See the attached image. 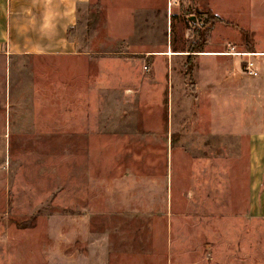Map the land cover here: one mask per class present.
I'll list each match as a JSON object with an SVG mask.
<instances>
[{"label":"rangeland","instance_id":"rangeland-1","mask_svg":"<svg viewBox=\"0 0 264 264\" xmlns=\"http://www.w3.org/2000/svg\"><path fill=\"white\" fill-rule=\"evenodd\" d=\"M211 10L253 42L205 36L248 53L236 80L198 53L187 74L188 18ZM70 37L73 55L0 59V264H264L238 129L264 126V0H91Z\"/></svg>","mask_w":264,"mask_h":264},{"label":"crops","instance_id":"crops-1","mask_svg":"<svg viewBox=\"0 0 264 264\" xmlns=\"http://www.w3.org/2000/svg\"><path fill=\"white\" fill-rule=\"evenodd\" d=\"M90 1L0 0V59L9 62L13 57H60L76 54L78 46L76 40L70 37V32L78 23V10L88 5ZM211 12L218 17L222 14L219 10L218 14L212 10ZM259 46L256 42V47L261 48ZM171 55L165 53L164 56L171 58ZM179 55H183V52ZM221 56L211 52H200L196 59H210L214 62L216 58H220L222 60L219 61H229L230 65L233 60L231 75L236 80L235 60L242 55H223L232 58ZM242 66L239 65L240 71L245 70V63ZM234 95L236 96V89ZM238 129L245 130L240 133L247 135L249 162L247 209L250 215L264 219V126L258 127L251 123L249 127L238 126Z\"/></svg>","mask_w":264,"mask_h":264},{"label":"trees","instance_id":"trees-1","mask_svg":"<svg viewBox=\"0 0 264 264\" xmlns=\"http://www.w3.org/2000/svg\"><path fill=\"white\" fill-rule=\"evenodd\" d=\"M186 14H189V12L186 11ZM170 19H171V17H170ZM216 23L222 24L226 27H232L233 29L237 30L238 33L241 35V41L246 44L245 46L250 45V47L253 48V42H250V38L245 31L239 29L235 24H232V23H230V22H228V21H226V20H224V19H222L216 15H213L210 11H207L205 14V20H204L203 26L199 27V25H193V27L196 29L194 32L198 35V41L191 44L189 46V48L187 49L188 55L186 57L185 67H186L188 75H191V73H192L191 57L193 55H191V54H196V53L201 52L200 51L201 48L206 43L205 36L207 35V33H209V31H211L214 28V25ZM169 46H170V48H172L174 50L173 40H172L171 35H170ZM173 52H175V51H173Z\"/></svg>","mask_w":264,"mask_h":264},{"label":"built area","instance_id":"built-area-1","mask_svg":"<svg viewBox=\"0 0 264 264\" xmlns=\"http://www.w3.org/2000/svg\"><path fill=\"white\" fill-rule=\"evenodd\" d=\"M238 55H248V54H238ZM245 70H246V72H249V74L252 75V76H256L257 75L256 71L254 70L253 62L250 61V60H247V62H245Z\"/></svg>","mask_w":264,"mask_h":264},{"label":"water","instance_id":"water-1","mask_svg":"<svg viewBox=\"0 0 264 264\" xmlns=\"http://www.w3.org/2000/svg\"><path fill=\"white\" fill-rule=\"evenodd\" d=\"M188 19H189V21L192 22L193 25H198V22H197V20L195 19V17L190 16Z\"/></svg>","mask_w":264,"mask_h":264},{"label":"bare ground","instance_id":"bare-ground-1","mask_svg":"<svg viewBox=\"0 0 264 264\" xmlns=\"http://www.w3.org/2000/svg\"><path fill=\"white\" fill-rule=\"evenodd\" d=\"M231 55H238V54L234 53V54H231ZM242 56H249V55H242Z\"/></svg>","mask_w":264,"mask_h":264}]
</instances>
